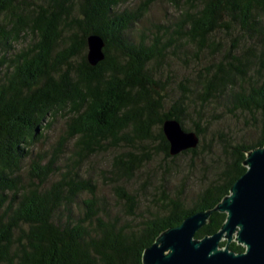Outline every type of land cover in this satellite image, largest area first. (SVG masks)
<instances>
[{"label":"trees","instance_id":"1","mask_svg":"<svg viewBox=\"0 0 264 264\" xmlns=\"http://www.w3.org/2000/svg\"><path fill=\"white\" fill-rule=\"evenodd\" d=\"M129 1L0 0V264H143L160 234L227 197L246 155L264 145V0H142L118 11ZM162 1L178 16L141 32L143 15ZM93 34L105 42L96 66L87 61ZM22 39L27 46L14 50ZM183 45L198 59L195 79L170 97L161 79L176 77L170 58L187 63ZM240 117L247 133L235 134L228 122ZM57 118L64 131L42 164L47 154L32 150ZM167 119L194 132L197 147L171 156ZM108 150L110 169L97 173L115 185L112 202L79 174ZM153 165L161 176L148 207L123 182L144 177L146 195ZM225 219L213 212L195 239Z\"/></svg>","mask_w":264,"mask_h":264},{"label":"water","instance_id":"2","mask_svg":"<svg viewBox=\"0 0 264 264\" xmlns=\"http://www.w3.org/2000/svg\"><path fill=\"white\" fill-rule=\"evenodd\" d=\"M87 61L96 66L104 60V40L98 35L86 39ZM175 156L198 145L194 132H186L180 123L167 119L162 125ZM246 172L233 184L230 194L213 210L197 212L179 226L160 234L142 255L143 264H264V145L250 151L243 162ZM213 212L226 215L221 229L198 240ZM226 242L221 248L220 243ZM231 242L242 246L243 253L230 251Z\"/></svg>","mask_w":264,"mask_h":264},{"label":"rangeland","instance_id":"3","mask_svg":"<svg viewBox=\"0 0 264 264\" xmlns=\"http://www.w3.org/2000/svg\"><path fill=\"white\" fill-rule=\"evenodd\" d=\"M142 0H130L127 4H123L118 8V11H123V10H135L137 6L140 4ZM178 16V12L175 10V8H172L166 1L162 2H156L152 4L147 11L145 15L140 20V23L137 25L141 32H144L145 34L149 33V31H154V27H159L160 25H165L167 22L174 20V18ZM264 23V19H263ZM133 35L136 40H139L141 37V33L135 31L133 32ZM218 37H223V35H218ZM28 41L27 40H20L18 43L13 45L14 50H19L21 48H24L27 46ZM184 48H181L178 53L179 58H183L184 54L183 52H187V58L186 62H182L181 59H173L170 58V65H171V70L175 73L176 77L171 79V81H166V71L164 72L163 78L161 79L164 84H170L172 86L171 88L173 89L174 93L171 95V93H168V96L173 97L175 95H178L180 93V85L182 87L187 86V87H193V82L192 80L195 79V75L193 74V66L197 63V57L194 56V53H189L191 52L189 48H191V45H183ZM11 53V52H10ZM0 55H2L0 53ZM171 56V55H170ZM210 56V55H209ZM220 57H217L216 59L219 60ZM208 58L203 57L201 58V61L207 60ZM212 60V59H211ZM215 59L212 60V62ZM208 61V60H207ZM206 61V62H207ZM216 61V60H215ZM187 65V66H186ZM206 66V64L202 63V66ZM199 88V87H198ZM200 89V88H199ZM169 106V102L166 103V107ZM222 116V111L219 112V116ZM219 119V117L217 118ZM222 119V118H221ZM229 119L226 117L223 122L225 121L227 123ZM235 120V119H234ZM221 121V120H220ZM236 121V120H235ZM230 124V128L235 134L236 133H242L245 131L247 133V120H244L243 118H239V122L236 121V124H233L232 122H228ZM64 131V124L61 118H57L56 121L53 122L52 127L48 131H42V137L39 138L37 144L33 147V154L32 157L40 155L44 156L45 154V161L42 164H45L47 160L50 158V151H52L57 139L59 136L62 135ZM244 133V134H245ZM243 134V135H244ZM70 149L72 148L69 147ZM113 155V151L108 150L106 153L98 154L97 156H92L88 160H86L82 166L81 170L79 171L80 176L83 178H91L96 183L97 186V194L101 198L104 197L105 200H114L115 195L113 193V187L115 185L107 182L106 180L102 179L98 173L102 170L105 169H110V159ZM34 159V158H33ZM178 163H181L179 161ZM62 170L65 171L64 162H62ZM151 171H149V175H152V177L149 179L150 185L146 186L147 187V194L143 195L142 194V185L144 182H141L144 180V177L134 179L133 181H125L123 182V185L126 187V189L135 194L136 196L140 197V200H148L152 199V192H156L153 188H157L159 183V178L161 174L159 173L157 169V165H153L152 167H149ZM182 168V167H181ZM28 171H29V163L25 162L22 164V169H21V175L23 177V180L26 181L28 180ZM98 172V173H97ZM144 175V174H143ZM145 176V175H144ZM58 178V175H55L52 177V181L56 180ZM172 183L175 181L171 180ZM171 185V182L169 183ZM150 187V188H149ZM138 194V195H137ZM148 198V199H147ZM146 202V201H145ZM148 207L150 205V202H146Z\"/></svg>","mask_w":264,"mask_h":264}]
</instances>
